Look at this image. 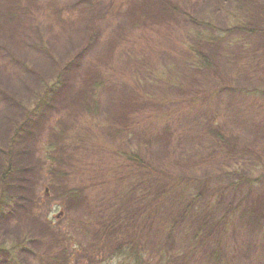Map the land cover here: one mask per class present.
I'll list each match as a JSON object with an SVG mask.
<instances>
[{"label": "rangeland", "instance_id": "rangeland-1", "mask_svg": "<svg viewBox=\"0 0 264 264\" xmlns=\"http://www.w3.org/2000/svg\"><path fill=\"white\" fill-rule=\"evenodd\" d=\"M178 2L0 0V175L7 154L13 165L6 186L9 206L0 212V238L22 241L18 260L0 253V264H53V259L64 258L58 254L60 246L53 249V236L46 224L73 215L80 219L87 203L75 199L70 209L59 206L62 191L55 193L47 183L44 146L55 120L60 116L69 123L79 116L80 101L93 91L92 84L108 77L111 80L106 85L102 82L99 92L104 126L123 124L141 111L143 120L137 118L141 123L131 136L132 144L150 162L165 160L175 169L182 168L201 191L202 200L211 202L213 212L228 210L230 225L224 238L227 264H264V173L255 167L243 179L222 161L214 164L213 154L219 145L210 140V132L222 125L230 132L233 143L252 145L264 153V0H188L201 20L214 15L219 18V14L225 16L226 10H234L250 25L241 28L239 45L221 43L209 49L205 44L208 48H204L213 55L217 74L200 86L199 93L208 89L216 92L204 98V105L192 107L190 113L188 109L180 111L183 116L167 124L155 122L150 111L172 108L176 102H162L165 95L185 98L188 90H196L198 84L190 80L191 86L184 85L180 91L167 88L163 81L148 80V67L142 65L144 58L132 53H139L140 47L148 52L153 44L156 50L165 41L168 26L176 43L174 34L177 36L187 24L183 16L173 15V10L183 7ZM159 21L161 25H157ZM140 29L147 39L154 35L148 45L138 39ZM140 40H144L143 44ZM133 41L138 43L132 45ZM146 60L159 66L154 57ZM136 61L137 70L142 67L143 79L138 82L131 77ZM58 76V86L40 111L27 116L43 83ZM197 78L205 81L201 75ZM215 113L225 114L227 119L216 123ZM17 127L19 134L13 139ZM54 181L61 187L76 183L63 178ZM49 197L56 199L41 205L40 210L38 203ZM191 218L197 221L199 216L195 213ZM180 258L190 264L192 256L184 254ZM62 264L72 263L66 258Z\"/></svg>", "mask_w": 264, "mask_h": 264}, {"label": "trees", "instance_id": "trees-1", "mask_svg": "<svg viewBox=\"0 0 264 264\" xmlns=\"http://www.w3.org/2000/svg\"><path fill=\"white\" fill-rule=\"evenodd\" d=\"M178 3H182L183 7L173 10V15L183 16L187 24L177 36L174 34L176 43L171 39L168 26L165 34L170 38L163 37L165 41L156 50V44H149L148 52L140 47L139 53L135 50L132 53L139 59L144 58L142 65L148 67V80L163 81L167 88L180 91L184 90V85L191 86L190 80L198 84L196 90H188L185 98L177 99L170 94L163 97L164 103L176 102L174 104L177 105L171 106L174 109L150 111L149 115L155 122L160 120L167 124L176 116L180 117V111L188 109L190 113L192 107L204 105V98L216 92L208 89L199 93L200 86L217 74L213 55L205 49L208 48L205 44L209 45V49L220 47L223 43L239 45L242 43L238 37L241 28L250 25L242 14L234 10H226L225 16L219 14V18L214 15L201 20L188 0ZM141 32L138 39H144L146 44L154 36L150 34L147 39ZM144 40H140L141 44ZM137 43L133 41L132 45ZM146 57H154L159 66H152ZM135 65L136 70L131 72V77L138 82L139 78L143 79L140 73L142 67L137 70L138 61ZM172 71L175 72L172 74ZM197 74L205 81L197 78ZM59 79L58 76L43 83L41 91L32 99L27 116L40 111L49 94L58 86ZM108 79H99L92 84L93 91L80 101L79 116L71 118L69 123L60 116L55 120L50 127L48 143L44 146L45 161L48 163L45 169L47 183L53 186L55 193L62 191L59 206L70 209L75 199H84L87 203L84 214L78 216L80 219H74L73 215L60 222L54 220L46 224L49 235L53 236V249L62 248L58 254L64 258L59 259L64 261L68 258L72 264L84 261L88 264L107 261L111 264H185L180 257L188 254L192 256L190 264H227L224 238L230 225L228 210L220 214L213 212L211 202L202 200L201 191L196 189L182 168L175 169L174 164L165 160L150 162L139 147L132 144L131 136L141 123L137 119H142L141 111L123 124L104 126L99 113V92L102 84L106 85L111 77ZM222 118L227 119L225 114L215 113L213 116L216 123ZM19 130L20 127H17L13 139ZM210 140L219 145L215 150L218 159L213 154L214 164L216 160L222 161L243 179L255 167L261 168L264 173L263 151L259 153L260 150L252 145L233 143L225 126L214 128L210 132ZM10 156L6 155L1 169L0 212L9 206L6 186L13 174ZM60 178L76 183L73 187H61L54 181ZM55 199L49 197L45 202L42 200L38 203L39 209ZM195 213L199 216L197 221L191 218V214ZM21 246L22 241L16 243L0 238V253L11 256L15 261L19 258ZM59 259L51 260L53 264H62Z\"/></svg>", "mask_w": 264, "mask_h": 264}]
</instances>
